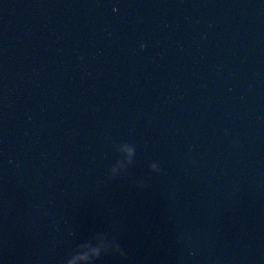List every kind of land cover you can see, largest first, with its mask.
Segmentation results:
<instances>
[{
    "label": "water",
    "instance_id": "water-1",
    "mask_svg": "<svg viewBox=\"0 0 264 264\" xmlns=\"http://www.w3.org/2000/svg\"><path fill=\"white\" fill-rule=\"evenodd\" d=\"M96 231L264 264V0H0V264Z\"/></svg>",
    "mask_w": 264,
    "mask_h": 264
},
{
    "label": "clouds",
    "instance_id": "clouds-1",
    "mask_svg": "<svg viewBox=\"0 0 264 264\" xmlns=\"http://www.w3.org/2000/svg\"><path fill=\"white\" fill-rule=\"evenodd\" d=\"M116 177L120 176L108 174L109 180ZM136 183L140 188L145 186L143 180H137ZM103 257L126 259L127 252L115 236L96 231L70 249L65 256L61 257L58 264H99Z\"/></svg>",
    "mask_w": 264,
    "mask_h": 264
}]
</instances>
